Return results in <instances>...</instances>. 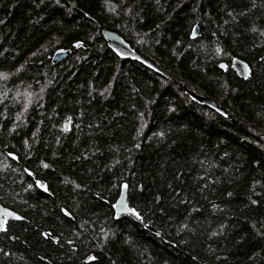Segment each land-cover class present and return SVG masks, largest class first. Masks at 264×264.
<instances>
[{"label": "trees", "instance_id": "obj_1", "mask_svg": "<svg viewBox=\"0 0 264 264\" xmlns=\"http://www.w3.org/2000/svg\"><path fill=\"white\" fill-rule=\"evenodd\" d=\"M0 204V264H264V0H0Z\"/></svg>", "mask_w": 264, "mask_h": 264}, {"label": "water", "instance_id": "obj_2", "mask_svg": "<svg viewBox=\"0 0 264 264\" xmlns=\"http://www.w3.org/2000/svg\"><path fill=\"white\" fill-rule=\"evenodd\" d=\"M105 39L108 41L110 48L121 58L123 59H132L144 63L145 65L156 69L159 71V68L147 57L142 55L129 41H127L120 33L114 30L105 29L103 32ZM200 35V26L197 24L191 33L192 39L197 38ZM68 55V50L65 48H60L55 52L54 58L57 61L64 59ZM232 66L236 70L237 74L241 78H249L252 74V69L247 60L236 57L232 61ZM246 66V68H245ZM202 104L209 106L212 109L226 115V112L213 100L209 98H203L200 100ZM115 213L121 218L124 216H132L137 218L133 208L130 206L128 201V188L124 187L121 189L120 194L117 198L115 204ZM19 217V218H17ZM22 215L16 212L15 210L0 204V222H3V226L6 221L9 220H20ZM3 228V227H2Z\"/></svg>", "mask_w": 264, "mask_h": 264}, {"label": "snow or ice", "instance_id": "obj_3", "mask_svg": "<svg viewBox=\"0 0 264 264\" xmlns=\"http://www.w3.org/2000/svg\"><path fill=\"white\" fill-rule=\"evenodd\" d=\"M245 68H246V66H245ZM125 187H127L126 185H125ZM138 215V214H137ZM17 218H19V217H17ZM2 227H3V222H0V229H2ZM94 259V258H93Z\"/></svg>", "mask_w": 264, "mask_h": 264}]
</instances>
